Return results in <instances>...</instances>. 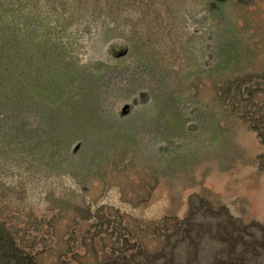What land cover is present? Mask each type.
Wrapping results in <instances>:
<instances>
[{
	"label": "rangeland",
	"instance_id": "rangeland-1",
	"mask_svg": "<svg viewBox=\"0 0 264 264\" xmlns=\"http://www.w3.org/2000/svg\"><path fill=\"white\" fill-rule=\"evenodd\" d=\"M29 3L55 70L110 94L72 146L91 165L0 147V220L35 264H264V0Z\"/></svg>",
	"mask_w": 264,
	"mask_h": 264
},
{
	"label": "trees",
	"instance_id": "trees-1",
	"mask_svg": "<svg viewBox=\"0 0 264 264\" xmlns=\"http://www.w3.org/2000/svg\"><path fill=\"white\" fill-rule=\"evenodd\" d=\"M29 2L33 0H0V130H5L0 134V147H16L15 157L54 162L57 167L73 161L91 165L89 154L95 152L94 147L75 153L72 146L78 139L86 142L90 128L101 119L99 107L106 104L104 88L93 87L91 93L92 86L87 87L88 95L81 85L74 88L69 82L72 74L61 72V68L55 70L53 60L61 59L48 49L50 32L37 15L40 6ZM122 45V53L131 54V43L126 40ZM143 59L138 60L137 67ZM213 61L223 62L222 51ZM76 94L77 100L73 98ZM95 96L101 100L98 102ZM122 122L131 124L129 119ZM254 128L264 142L262 126ZM0 264H35L31 252L18 243L1 220Z\"/></svg>",
	"mask_w": 264,
	"mask_h": 264
},
{
	"label": "water",
	"instance_id": "water-1",
	"mask_svg": "<svg viewBox=\"0 0 264 264\" xmlns=\"http://www.w3.org/2000/svg\"><path fill=\"white\" fill-rule=\"evenodd\" d=\"M78 48H79V46H73V53L77 52ZM133 86H134V85H132V87L129 86L128 91H130V92H129L127 95H133V96H135V95L137 94L138 89L136 88V86H134V87H133ZM102 94H104V95L102 96V97L105 98L104 102H105L106 104H107V101L110 102L109 99L106 100L107 96H109L108 91H107L106 89H104V92H103ZM95 97H96V100H97L98 102L101 100V97H100V96H95ZM95 104H97V103H95Z\"/></svg>",
	"mask_w": 264,
	"mask_h": 264
}]
</instances>
